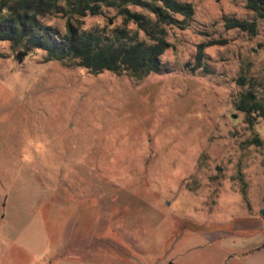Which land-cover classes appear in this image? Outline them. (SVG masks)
I'll return each instance as SVG.
<instances>
[{"label": "rangeland", "instance_id": "rangeland-1", "mask_svg": "<svg viewBox=\"0 0 264 264\" xmlns=\"http://www.w3.org/2000/svg\"><path fill=\"white\" fill-rule=\"evenodd\" d=\"M176 1L193 15L163 27L161 67L139 78L42 51L18 61L0 42V232L35 230L39 219L50 243L110 264H238L218 236L264 208V18L245 0ZM228 19L254 32L226 29ZM39 20L63 33L60 13ZM70 21L149 43L114 8ZM3 253L0 263L38 264L13 246Z\"/></svg>", "mask_w": 264, "mask_h": 264}, {"label": "trees", "instance_id": "trees-1", "mask_svg": "<svg viewBox=\"0 0 264 264\" xmlns=\"http://www.w3.org/2000/svg\"><path fill=\"white\" fill-rule=\"evenodd\" d=\"M129 6L148 10L153 14L155 24L150 27L149 22L130 11ZM100 7L116 9L124 25L134 23L148 37L149 43L127 38L123 29L107 36L81 30L70 21L73 17L96 15ZM245 9L257 18H264V0H245ZM56 13L66 17L62 34L51 26L42 25L39 20ZM175 15L181 16L180 23H184L193 15L191 5L176 0H0V42L10 43L16 50L18 61L30 51H42L47 60L71 61L93 74L108 71L139 78L160 69V56L169 48L163 27L178 23ZM224 26L254 32V25L246 21L228 19ZM213 44L216 43L197 45L194 54L196 67L201 66L203 48ZM250 98L249 93L243 95L242 109ZM251 110L262 111L257 102H252Z\"/></svg>", "mask_w": 264, "mask_h": 264}, {"label": "crops", "instance_id": "crops-1", "mask_svg": "<svg viewBox=\"0 0 264 264\" xmlns=\"http://www.w3.org/2000/svg\"><path fill=\"white\" fill-rule=\"evenodd\" d=\"M18 214L19 212L16 213ZM4 215L5 211L0 214V217L3 219ZM15 218L19 220L20 217ZM247 219L249 222L238 226L235 231L222 233L218 236V240L223 249L233 252L234 261L238 264H264V220L260 216L259 218L251 216ZM34 222H36L35 230H22L18 233L10 230L1 231V253L4 252L3 254L7 255L8 248L13 246L22 252L21 254L25 253L34 257L38 264H110L108 255L94 258L74 254L67 251V242L50 243L43 221L36 219ZM1 240H5L4 243ZM0 264L18 263H13L11 257L5 256L4 262Z\"/></svg>", "mask_w": 264, "mask_h": 264}, {"label": "water", "instance_id": "water-1", "mask_svg": "<svg viewBox=\"0 0 264 264\" xmlns=\"http://www.w3.org/2000/svg\"><path fill=\"white\" fill-rule=\"evenodd\" d=\"M216 171H219L220 169L219 168H215ZM259 216L264 220V208L260 209L259 212H258ZM167 264H174L172 262H168Z\"/></svg>", "mask_w": 264, "mask_h": 264}]
</instances>
